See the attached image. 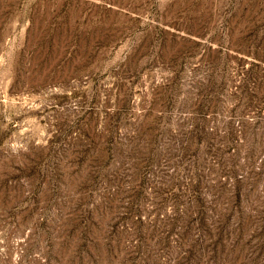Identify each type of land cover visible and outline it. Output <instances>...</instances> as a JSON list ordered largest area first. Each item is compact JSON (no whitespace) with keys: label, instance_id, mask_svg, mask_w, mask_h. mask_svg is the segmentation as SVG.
Here are the masks:
<instances>
[{"label":"rangeland","instance_id":"1","mask_svg":"<svg viewBox=\"0 0 264 264\" xmlns=\"http://www.w3.org/2000/svg\"><path fill=\"white\" fill-rule=\"evenodd\" d=\"M262 68L264 0H0V264H264Z\"/></svg>","mask_w":264,"mask_h":264},{"label":"trees","instance_id":"2","mask_svg":"<svg viewBox=\"0 0 264 264\" xmlns=\"http://www.w3.org/2000/svg\"><path fill=\"white\" fill-rule=\"evenodd\" d=\"M259 68V64H252V66L250 67V69H248V72L250 74H253L254 71L258 70ZM259 70H262L264 71V68L262 69H259ZM198 137V140H197V144L198 146L199 145H204V146H207L208 148H210L211 146H213L214 144V140L213 138L211 137V132H208L204 129V127H202V130H201V135L200 136H197ZM216 149H213L214 151H217V146H215Z\"/></svg>","mask_w":264,"mask_h":264}]
</instances>
